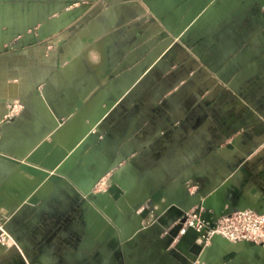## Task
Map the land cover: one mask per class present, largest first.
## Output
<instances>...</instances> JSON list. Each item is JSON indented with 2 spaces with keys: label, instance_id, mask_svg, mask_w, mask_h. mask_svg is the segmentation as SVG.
Wrapping results in <instances>:
<instances>
[{
  "label": "crops",
  "instance_id": "1",
  "mask_svg": "<svg viewBox=\"0 0 264 264\" xmlns=\"http://www.w3.org/2000/svg\"><path fill=\"white\" fill-rule=\"evenodd\" d=\"M45 140L58 184L4 158ZM0 197V264H264L180 234L203 202L264 211V0H0Z\"/></svg>",
  "mask_w": 264,
  "mask_h": 264
},
{
  "label": "water",
  "instance_id": "2",
  "mask_svg": "<svg viewBox=\"0 0 264 264\" xmlns=\"http://www.w3.org/2000/svg\"><path fill=\"white\" fill-rule=\"evenodd\" d=\"M89 43H91V40H89ZM78 107H81V103H78ZM70 153L60 144L56 143L55 141H43L39 147L32 152L29 157L26 158L25 162H21L19 160L13 159V158H7L5 159L13 162L18 166V169L26 174H29L32 177L38 178L39 176H43L42 181L45 179H49L55 184L60 183L61 179L64 176V173L59 172V167L66 161L69 157ZM108 194L112 195L114 199H119L122 190L120 187L116 184H111V186L108 189ZM162 198V195L158 193L156 196L152 197V200L154 203H160ZM38 198L33 196L29 203L35 205L38 203ZM246 209H255V208H246ZM246 209H228L225 208H214L212 209L211 206L207 202L201 203L197 210L195 211L196 215L199 216L201 221H205L206 223L209 222L211 224V227L213 228L215 226V222L222 216L231 214L233 212L242 211ZM259 212L262 210L256 209ZM148 213V210L146 211V214ZM182 220V223L186 220V214ZM197 233V232H196ZM198 238L203 237V233H197ZM203 241L206 244V240L203 239ZM210 243L213 247L219 246H231V244L223 239L219 235H214L210 239ZM203 248L199 244L194 245V254L196 256H199L203 253ZM241 248L245 250H253L257 249L260 250L261 248H256L254 245L249 243H243L241 245Z\"/></svg>",
  "mask_w": 264,
  "mask_h": 264
},
{
  "label": "built area",
  "instance_id": "3",
  "mask_svg": "<svg viewBox=\"0 0 264 264\" xmlns=\"http://www.w3.org/2000/svg\"><path fill=\"white\" fill-rule=\"evenodd\" d=\"M22 108V104L15 103L11 106L10 113L16 114ZM190 229L203 233V237L199 239L206 240V243H210V239L217 234L231 245L241 246L243 243H249L256 248H264V211L246 209L233 212L220 217L213 228L209 222L201 221L195 212H189L186 214L185 222L182 223L180 234L184 235ZM0 242L4 247L16 245L12 236L5 231L1 235Z\"/></svg>",
  "mask_w": 264,
  "mask_h": 264
},
{
  "label": "rangeland",
  "instance_id": "4",
  "mask_svg": "<svg viewBox=\"0 0 264 264\" xmlns=\"http://www.w3.org/2000/svg\"><path fill=\"white\" fill-rule=\"evenodd\" d=\"M98 97V96H97ZM95 99V98H94ZM93 99V100H94ZM92 100V101H93ZM91 101V102H92ZM90 102V103H91ZM90 103L89 104H87V105H85L84 106V108L85 107H87L88 105H90ZM103 107V106H102ZM103 108H105V107H103ZM106 109V108H105ZM84 110V109H83ZM82 110V111H83ZM82 111H80L78 114H77V116L75 117V118H77L78 116H80L81 115V113H82ZM75 118H73V119H75ZM72 119V120H73ZM70 123V122H69ZM69 123H67V124H69ZM66 124V125H67ZM65 125V126H66ZM79 149H80V147H79ZM79 149L77 150V154H78V151H79ZM80 165L78 164L77 166H76V168H75V170L77 171L78 169H80ZM94 170V169H93ZM103 172V171H102ZM93 173H101L100 172V170H99V167L96 169V170H94L93 171ZM114 173V171L112 170V171H108V172H105V174H102V175H99V176H97L98 177V179H97V181H96V183H95V185H94V187H93V193H95V194H101V193H108V189H109V187L111 186V182H112V178H113V174ZM27 183L29 184V186H31V185H33V184H36V180L33 178V180H28L27 181ZM25 188V185H23V186H21L20 184H17L16 186H13V188L12 189H18L19 190V188ZM35 190H33V191H36V187L34 188ZM4 198L3 197H0V201H2V202H4ZM7 214H4V213H2V212H0V240H1V235L3 234V231H5L6 233H8L10 236H12L4 227H3V224H2V221H3V219L5 218V216H6ZM13 237V236H12ZM13 239H14V237H13ZM14 241H16L15 239H14ZM208 246V244L206 243L205 244V247H207ZM3 248H8V252H18V251H20V246L19 245H14V244H12L10 247H4L3 245H2V243L0 242V250H1V253L2 254H4V250H3ZM253 251H255V252H260V251H258L257 249H253ZM1 254V255H2Z\"/></svg>",
  "mask_w": 264,
  "mask_h": 264
},
{
  "label": "bare ground",
  "instance_id": "5",
  "mask_svg": "<svg viewBox=\"0 0 264 264\" xmlns=\"http://www.w3.org/2000/svg\"><path fill=\"white\" fill-rule=\"evenodd\" d=\"M201 246H205V242L204 241H201Z\"/></svg>",
  "mask_w": 264,
  "mask_h": 264
},
{
  "label": "flooded vegetation",
  "instance_id": "6",
  "mask_svg": "<svg viewBox=\"0 0 264 264\" xmlns=\"http://www.w3.org/2000/svg\"><path fill=\"white\" fill-rule=\"evenodd\" d=\"M264 250V248H261L260 250H258V251H263Z\"/></svg>",
  "mask_w": 264,
  "mask_h": 264
}]
</instances>
